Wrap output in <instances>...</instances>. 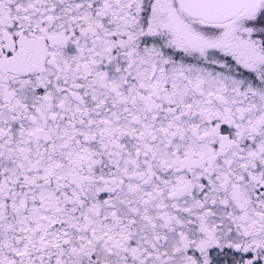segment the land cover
<instances>
[{
	"label": "snow or ice",
	"instance_id": "6c2138e0",
	"mask_svg": "<svg viewBox=\"0 0 264 264\" xmlns=\"http://www.w3.org/2000/svg\"><path fill=\"white\" fill-rule=\"evenodd\" d=\"M0 264H264V0H0Z\"/></svg>",
	"mask_w": 264,
	"mask_h": 264
}]
</instances>
